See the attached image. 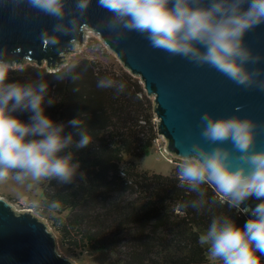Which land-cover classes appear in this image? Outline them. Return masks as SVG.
Returning a JSON list of instances; mask_svg holds the SVG:
<instances>
[{
    "label": "clouds",
    "instance_id": "1",
    "mask_svg": "<svg viewBox=\"0 0 264 264\" xmlns=\"http://www.w3.org/2000/svg\"><path fill=\"white\" fill-rule=\"evenodd\" d=\"M19 7L27 5L40 13L57 18L55 33L72 35L83 32L80 18L66 11L68 0H13ZM92 0H75L74 12L82 17ZM111 16L102 27L117 41L128 32H137L151 47L181 56L197 66L207 65L236 84L247 89L264 91V68H252L264 62L246 45L248 32L264 24V0H98ZM94 30V29H93ZM96 31V30H94ZM98 32V31H97ZM45 46L59 40L48 32L42 33ZM70 53L79 48L75 38L69 41ZM69 54L62 53L67 72L57 75L64 80L71 77ZM24 65L9 59L7 49H0V183L15 180L19 184H34L55 178L70 184L77 175L84 177L76 152L93 142L83 119L69 124L79 131L80 139L65 132L66 125L57 123L45 114V105L56 103L48 97L49 84L43 79L26 84L8 83L10 73ZM101 89H115L119 94L126 84L110 77L97 82ZM30 112L25 123L15 112ZM239 111V109H237ZM203 141L216 147L193 143L187 154L180 155L178 177L180 186L197 194L191 201L193 208L203 207L206 195L202 185L213 188L212 203L227 204L250 218L243 227L229 216H213L201 243L217 264H264V150H256L257 139L264 124L240 116L221 117L205 112L200 116ZM230 142L232 147H225ZM63 153V154H62ZM75 161V162H74ZM218 198V199H217ZM250 198L261 201L254 208L246 202ZM38 202L33 201V207ZM52 208L59 203L53 202Z\"/></svg>",
    "mask_w": 264,
    "mask_h": 264
},
{
    "label": "trees",
    "instance_id": "2",
    "mask_svg": "<svg viewBox=\"0 0 264 264\" xmlns=\"http://www.w3.org/2000/svg\"><path fill=\"white\" fill-rule=\"evenodd\" d=\"M71 66L79 79H57L67 68L50 73L45 67L27 66L11 72L7 81L18 83L17 75L28 73L30 83L43 73L48 97L56 100L45 105V114L65 124L66 134L77 141L79 131L69 121L83 119L93 137L88 147L73 149L84 177L77 175L70 184L44 180V204L66 213L63 236L95 264H217L200 240L213 216L232 217L240 227L250 217L212 203L215 192L209 185H202L204 206L193 208L197 194L180 186L178 167L171 175L140 171L136 159L151 153L158 134L140 79L125 68L111 70L89 58ZM104 77L124 82L125 90L117 94L97 87ZM19 115L28 123L32 113ZM53 202L59 207L52 208ZM260 202L250 198L246 204L254 208Z\"/></svg>",
    "mask_w": 264,
    "mask_h": 264
},
{
    "label": "water",
    "instance_id": "3",
    "mask_svg": "<svg viewBox=\"0 0 264 264\" xmlns=\"http://www.w3.org/2000/svg\"><path fill=\"white\" fill-rule=\"evenodd\" d=\"M74 8L75 0H68L66 11L71 15L63 22L67 24L76 16L88 27L83 32L63 35L52 31L61 22L57 18L32 9L27 3L17 7L13 0H0V49H7L9 59L17 64L30 62L56 73L63 69L62 53L72 54L69 41L73 38L79 41L74 52L79 53L86 44V31L96 30L125 70L140 79L148 97L154 98L157 133L166 139V153L174 158L187 154L196 142L216 147L200 136V116L205 112L218 118H252L264 124V91L244 88L207 65L197 66L181 56L155 49L137 32H128L117 41L102 27L111 13L98 0H92L82 17ZM44 32L56 36L59 43L45 46ZM245 41L255 54L264 56V24L248 32ZM248 67L264 68V62ZM223 146L232 147L230 142ZM256 150H264V131L258 136ZM0 264L74 263L59 253L56 237L45 220L30 210H17L0 196Z\"/></svg>",
    "mask_w": 264,
    "mask_h": 264
},
{
    "label": "rangeland",
    "instance_id": "4",
    "mask_svg": "<svg viewBox=\"0 0 264 264\" xmlns=\"http://www.w3.org/2000/svg\"><path fill=\"white\" fill-rule=\"evenodd\" d=\"M86 32V44L80 48L79 53H72L69 56L70 65L83 58H89L100 63L102 67H107L111 70L117 71L120 68H124L120 60L116 57V54L108 49L98 33L91 29H88ZM27 66L36 65L28 62L22 66L21 69H24ZM17 76L19 77L18 83L26 84L28 83L27 81L31 79L28 73H19ZM149 99L153 107L154 98L149 97ZM152 113L154 115L153 109ZM13 115L19 119L22 118V116L19 115V111L13 113ZM153 121L156 124V116H154ZM166 144V139L157 134V139L155 140V145L151 153L144 158L136 159L139 170L162 175H171L174 168L178 167L180 158H174L172 155L167 154L165 152ZM44 189V180L38 184H34L31 188H28L27 184L22 185L13 179H9L8 181L0 183V196L11 202L17 210H30L38 217L45 220L49 229L56 237L57 250L63 257L69 259L74 264H95L87 254L77 250L72 244V241L63 236L62 219H64L66 213L61 212L60 210L51 209L48 205L44 204ZM33 201L38 202L37 207H33ZM209 259L211 262H217L210 255Z\"/></svg>",
    "mask_w": 264,
    "mask_h": 264
},
{
    "label": "built area",
    "instance_id": "5",
    "mask_svg": "<svg viewBox=\"0 0 264 264\" xmlns=\"http://www.w3.org/2000/svg\"><path fill=\"white\" fill-rule=\"evenodd\" d=\"M166 152V151H165ZM168 154V153H167ZM218 199V198H217ZM227 205V204H226ZM247 205V204H246ZM248 206V205H247ZM249 207V206H248ZM235 210V209H234ZM236 212H237V210H235ZM238 214H240V215H244V216H247V215H245V214H243V213H239V212H237Z\"/></svg>",
    "mask_w": 264,
    "mask_h": 264
},
{
    "label": "bare ground",
    "instance_id": "6",
    "mask_svg": "<svg viewBox=\"0 0 264 264\" xmlns=\"http://www.w3.org/2000/svg\"><path fill=\"white\" fill-rule=\"evenodd\" d=\"M89 33V32H88ZM86 34H87V32H86Z\"/></svg>",
    "mask_w": 264,
    "mask_h": 264
}]
</instances>
